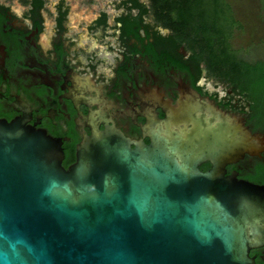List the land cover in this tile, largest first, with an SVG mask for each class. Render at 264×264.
Instances as JSON below:
<instances>
[{"label":"water","instance_id":"obj_1","mask_svg":"<svg viewBox=\"0 0 264 264\" xmlns=\"http://www.w3.org/2000/svg\"><path fill=\"white\" fill-rule=\"evenodd\" d=\"M63 166L60 141L0 123V264H257L264 186L226 177L264 136L188 100L133 143L97 125ZM211 162L204 172L201 166Z\"/></svg>","mask_w":264,"mask_h":264},{"label":"flooded vegetation","instance_id":"obj_2","mask_svg":"<svg viewBox=\"0 0 264 264\" xmlns=\"http://www.w3.org/2000/svg\"><path fill=\"white\" fill-rule=\"evenodd\" d=\"M135 1L122 0L114 24L101 12L89 25L86 39L95 42L87 49L81 35H69V11L62 5L53 37L45 43V9L30 6L28 14L18 16L0 0V123L20 121L60 141L67 170L92 134L86 119L92 113H102L97 125L117 127L133 148L152 143L144 130L151 117L163 121L188 100L212 104L264 136V85L248 80L243 88L211 70L207 41L192 28L167 27L151 10L141 26L143 10ZM99 41L110 56L95 49ZM262 148L228 164L226 177L264 186ZM212 168L211 162L201 166L204 172ZM251 257L264 264V246L253 249Z\"/></svg>","mask_w":264,"mask_h":264},{"label":"trees","instance_id":"obj_3","mask_svg":"<svg viewBox=\"0 0 264 264\" xmlns=\"http://www.w3.org/2000/svg\"><path fill=\"white\" fill-rule=\"evenodd\" d=\"M150 1V9L138 0L135 1L136 7L143 10L140 18L141 26L143 25L142 16L151 10L157 20L167 27L177 26L179 28L176 30L179 31L185 26L192 28L195 30L196 37L199 39L202 37L207 41L208 48L205 49V53L209 55L211 70L231 78L243 88L248 80L264 85V62H250L234 48L236 32L245 30V26L236 19L232 5L226 0ZM27 5L35 10H43L46 1L30 0ZM105 17L107 21V15Z\"/></svg>","mask_w":264,"mask_h":264},{"label":"rangeland","instance_id":"obj_4","mask_svg":"<svg viewBox=\"0 0 264 264\" xmlns=\"http://www.w3.org/2000/svg\"><path fill=\"white\" fill-rule=\"evenodd\" d=\"M18 15L28 14L30 6L27 2L30 0H2ZM44 10L45 32L43 42H47L53 37L56 28V19L59 6L65 7L69 11L67 27L69 35L77 37L81 35L87 49L93 46L95 40H87L89 25L101 12H107L109 21L114 24V20L121 13L119 5L122 0H45ZM232 5L236 19L240 21L245 30H238L233 41L234 48L240 55L248 61H264V0H226ZM143 2L151 7L150 0ZM149 20H155L154 17H148ZM114 41V39H113ZM105 42H97L95 48L101 56H110L111 54L105 47Z\"/></svg>","mask_w":264,"mask_h":264}]
</instances>
